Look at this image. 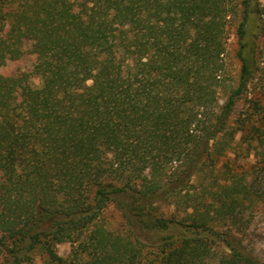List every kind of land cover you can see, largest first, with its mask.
I'll return each instance as SVG.
<instances>
[{"label": "trees", "instance_id": "trees-1", "mask_svg": "<svg viewBox=\"0 0 264 264\" xmlns=\"http://www.w3.org/2000/svg\"><path fill=\"white\" fill-rule=\"evenodd\" d=\"M254 20L260 0H0V65L35 57L0 69V264H264Z\"/></svg>", "mask_w": 264, "mask_h": 264}, {"label": "rangeland", "instance_id": "rangeland-1", "mask_svg": "<svg viewBox=\"0 0 264 264\" xmlns=\"http://www.w3.org/2000/svg\"><path fill=\"white\" fill-rule=\"evenodd\" d=\"M264 4V0H260ZM256 1H253L250 8L251 17L256 19ZM241 20V14L237 15L230 23L229 28L231 31V39L228 46V69H229V79L236 80L239 74L241 63L236 57L239 44L237 41V27ZM258 22L254 20V23L250 28V36L252 39H256L259 45V49L262 51L261 57L258 58L261 67L264 69V35L261 34L260 29L257 28ZM35 63V57L30 54H25L22 58L18 60L7 59L3 64L0 65L1 72L6 75L18 74L21 72H31L33 70V65ZM31 83L33 86L38 87L41 84L40 78L33 75L31 76ZM251 98V94L247 96ZM249 103L242 99L239 104V109H245ZM107 221L112 224L115 228L120 224V214L118 212H109L106 217ZM246 243L253 253L260 259L264 261V205L263 207L249 214V228L246 237ZM72 249L70 243H63L57 246V251L59 255L63 257H68Z\"/></svg>", "mask_w": 264, "mask_h": 264}]
</instances>
